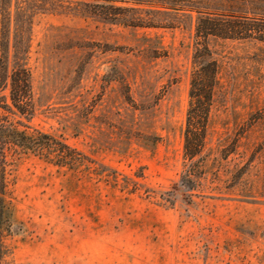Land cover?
Listing matches in <instances>:
<instances>
[{
    "label": "rangeland",
    "instance_id": "374dc122",
    "mask_svg": "<svg viewBox=\"0 0 264 264\" xmlns=\"http://www.w3.org/2000/svg\"><path fill=\"white\" fill-rule=\"evenodd\" d=\"M162 4L0 0V60L26 65L34 109H1L0 88V116L87 159L72 172L21 157L3 264H264V44L209 39L218 84L204 171L187 184L198 16Z\"/></svg>",
    "mask_w": 264,
    "mask_h": 264
},
{
    "label": "trees",
    "instance_id": "16d2710c",
    "mask_svg": "<svg viewBox=\"0 0 264 264\" xmlns=\"http://www.w3.org/2000/svg\"><path fill=\"white\" fill-rule=\"evenodd\" d=\"M236 2L240 13H220L225 3ZM163 0V8L195 13L194 71L189 90V106L183 131L184 181L192 184L204 171L202 154L207 141L213 96L218 84L219 65L209 48V39L223 41H256L264 44V0ZM222 3V4H221ZM242 4V6H241ZM232 5H230L231 8ZM241 6V7H240ZM233 9L236 7L232 6ZM0 88L9 91L10 104L1 109L27 120L32 119L33 94L31 74L25 64L9 74L8 59L0 60ZM7 99L5 98V101ZM28 127L15 128L0 116V264L5 262V239L11 235V199L8 195L10 176L23 156H33L59 169L77 171L87 159L63 140ZM246 169V166L242 169ZM245 173H243L244 175Z\"/></svg>",
    "mask_w": 264,
    "mask_h": 264
}]
</instances>
